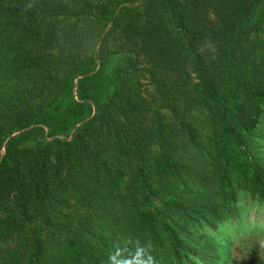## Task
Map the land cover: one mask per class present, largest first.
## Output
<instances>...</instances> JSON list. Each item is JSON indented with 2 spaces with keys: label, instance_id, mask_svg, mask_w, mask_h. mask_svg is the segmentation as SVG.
I'll list each match as a JSON object with an SVG mask.
<instances>
[{
  "label": "trees",
  "instance_id": "1",
  "mask_svg": "<svg viewBox=\"0 0 264 264\" xmlns=\"http://www.w3.org/2000/svg\"><path fill=\"white\" fill-rule=\"evenodd\" d=\"M239 193L264 207V0H0V264H213Z\"/></svg>",
  "mask_w": 264,
  "mask_h": 264
},
{
  "label": "rangeland",
  "instance_id": "2",
  "mask_svg": "<svg viewBox=\"0 0 264 264\" xmlns=\"http://www.w3.org/2000/svg\"><path fill=\"white\" fill-rule=\"evenodd\" d=\"M75 87L74 84L73 90ZM72 95L76 100L74 91ZM37 127L42 131H38ZM60 129L62 127L55 123H51L50 127L38 124L33 126L32 133L33 136H38L35 139L51 135L65 136ZM27 142L32 144L34 139ZM237 210L236 216L223 223L217 230L206 233L218 248V257L213 264H264V207L250 202L247 194L239 193ZM195 261L192 264H201L199 260Z\"/></svg>",
  "mask_w": 264,
  "mask_h": 264
},
{
  "label": "clouds",
  "instance_id": "3",
  "mask_svg": "<svg viewBox=\"0 0 264 264\" xmlns=\"http://www.w3.org/2000/svg\"><path fill=\"white\" fill-rule=\"evenodd\" d=\"M145 264H155V261L151 255L148 256L147 260L145 261Z\"/></svg>",
  "mask_w": 264,
  "mask_h": 264
}]
</instances>
